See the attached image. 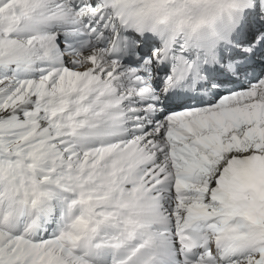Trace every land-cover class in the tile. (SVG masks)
Wrapping results in <instances>:
<instances>
[{
	"label": "snow or ice",
	"instance_id": "obj_1",
	"mask_svg": "<svg viewBox=\"0 0 264 264\" xmlns=\"http://www.w3.org/2000/svg\"><path fill=\"white\" fill-rule=\"evenodd\" d=\"M0 264H264V0H0Z\"/></svg>",
	"mask_w": 264,
	"mask_h": 264
}]
</instances>
